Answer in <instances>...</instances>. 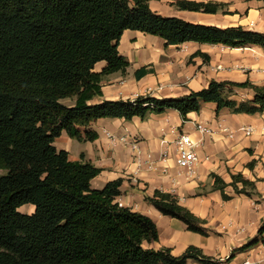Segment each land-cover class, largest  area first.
<instances>
[{"label":"trees","instance_id":"1","mask_svg":"<svg viewBox=\"0 0 264 264\" xmlns=\"http://www.w3.org/2000/svg\"><path fill=\"white\" fill-rule=\"evenodd\" d=\"M150 0H0V264H218L201 249L188 246L174 255L167 247L145 248L158 240L154 221L119 205L122 180L92 188L100 168L70 160L54 141L62 132L78 141L98 137L88 126L101 118L141 119L167 109L186 120L204 102L232 113L264 112V86L211 80L207 87L177 98L91 100L102 95L101 81L125 72L129 62L117 50L124 30L159 36L165 45L185 42L229 47L259 45L264 33L241 25L217 27L193 23L152 10ZM179 10L216 13L213 2L175 0ZM204 61L207 54L200 53ZM104 62L101 71H95ZM148 71L140 68L136 76ZM234 88H249L252 99L233 98ZM69 99L71 103L62 102ZM214 188L256 194L255 182L241 173ZM240 184V185H239ZM146 200L163 215L179 219L188 230L206 235L205 221L171 193L155 190ZM31 205V212L19 211ZM258 237L232 251L264 242V220Z\"/></svg>","mask_w":264,"mask_h":264},{"label":"crops","instance_id":"2","mask_svg":"<svg viewBox=\"0 0 264 264\" xmlns=\"http://www.w3.org/2000/svg\"><path fill=\"white\" fill-rule=\"evenodd\" d=\"M174 1L150 0L149 5L164 16L221 28L241 25L264 33V0H193L222 5L216 13L179 10ZM117 50L129 66L125 72L105 75L101 81L102 95L93 98L92 103L138 96L177 98L207 87L211 80L250 81L264 86V48L259 45L229 47L190 41L166 46L159 36L127 29ZM199 52L207 54L209 60L204 61ZM104 66V62L98 63L95 71ZM142 67L148 71L137 77L136 71ZM253 94L249 88H234L232 97L252 99ZM197 123L210 127L212 133H199ZM241 127H251L252 131L245 134ZM88 129L97 132L95 140L78 141L62 132L54 145L65 150L70 160L88 161L100 168L90 181L92 188L101 189L109 181L122 180L116 201L149 216L158 231V240L144 241L143 247H167L172 254L179 255L192 245L217 259L218 264H242L246 258L264 264L261 239L228 259L234 249L258 237L264 220V112L232 113L228 108L218 111L215 103L204 102L200 111L188 113L186 120L178 111L167 109L145 119L101 118ZM177 130L190 134L197 142L199 160L192 176L175 162L171 142ZM106 132L117 140L115 144ZM121 138L125 140L120 141ZM132 142H136L138 150L132 149ZM165 149L168 156L162 159ZM237 173L254 181L257 193L236 194L228 185L224 191L230 198L224 200L221 191L214 188L212 174L229 183L231 174ZM155 190L175 195L181 205L205 221L207 234L190 231L179 219L160 214L146 200ZM186 264L200 263L188 260Z\"/></svg>","mask_w":264,"mask_h":264},{"label":"built area","instance_id":"3","mask_svg":"<svg viewBox=\"0 0 264 264\" xmlns=\"http://www.w3.org/2000/svg\"><path fill=\"white\" fill-rule=\"evenodd\" d=\"M240 129L245 134H250L252 131L251 127H241ZM196 130L201 134L212 133V129L208 126L203 125L202 123L196 124ZM175 133L176 136L171 142L175 151V162L186 172L188 176H192L195 173V168L199 160L196 150L197 142L191 137L190 134L184 131L177 130ZM106 135L113 144L117 142V140L109 132H106ZM119 140L124 141L125 138H121ZM162 142H165V140L163 139ZM131 146L132 149L138 150L136 142H132ZM167 156L168 150L165 149L161 153V157L162 159H165ZM262 249L264 250V243L262 244ZM242 264H255V262L251 261L249 258H246Z\"/></svg>","mask_w":264,"mask_h":264},{"label":"rangeland","instance_id":"4","mask_svg":"<svg viewBox=\"0 0 264 264\" xmlns=\"http://www.w3.org/2000/svg\"><path fill=\"white\" fill-rule=\"evenodd\" d=\"M69 101H70L69 99H65V103H68ZM3 172L4 171L0 170V174H2ZM19 211L28 212L29 213V212L32 211V206L31 205H24V206L19 208Z\"/></svg>","mask_w":264,"mask_h":264}]
</instances>
